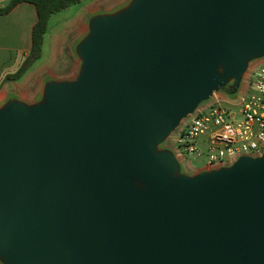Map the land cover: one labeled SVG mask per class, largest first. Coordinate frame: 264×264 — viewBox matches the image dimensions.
Wrapping results in <instances>:
<instances>
[{
  "label": "water",
  "instance_id": "obj_1",
  "mask_svg": "<svg viewBox=\"0 0 264 264\" xmlns=\"http://www.w3.org/2000/svg\"><path fill=\"white\" fill-rule=\"evenodd\" d=\"M74 43L0 101V263L264 264V151L188 173L166 144L264 58V0H125Z\"/></svg>",
  "mask_w": 264,
  "mask_h": 264
},
{
  "label": "built area",
  "instance_id": "obj_2",
  "mask_svg": "<svg viewBox=\"0 0 264 264\" xmlns=\"http://www.w3.org/2000/svg\"><path fill=\"white\" fill-rule=\"evenodd\" d=\"M168 147L181 163L204 155L201 168L230 164L239 156L264 151V58L252 61L234 98L215 95L184 118L169 136Z\"/></svg>",
  "mask_w": 264,
  "mask_h": 264
},
{
  "label": "rangeland",
  "instance_id": "obj_3",
  "mask_svg": "<svg viewBox=\"0 0 264 264\" xmlns=\"http://www.w3.org/2000/svg\"><path fill=\"white\" fill-rule=\"evenodd\" d=\"M3 1L5 4L8 0ZM124 1L82 0L52 13L48 18L47 30L43 37L40 57L33 65V77L45 76L47 78L53 76L52 72L54 74L66 73L67 76L74 73L78 65V59L74 51V41L83 32L90 13L98 10L112 9ZM170 142L171 140H167L166 144L168 145ZM203 147L204 145H199V150L204 155L199 157L190 155L188 157L190 162L182 163V167L186 172L192 173L203 166L206 160V149Z\"/></svg>",
  "mask_w": 264,
  "mask_h": 264
},
{
  "label": "crops",
  "instance_id": "obj_4",
  "mask_svg": "<svg viewBox=\"0 0 264 264\" xmlns=\"http://www.w3.org/2000/svg\"><path fill=\"white\" fill-rule=\"evenodd\" d=\"M3 4L4 1L0 0V6ZM36 19L35 6L26 1L19 2L8 12L0 14V101L9 95L31 99L38 93L41 82L45 79V76L33 77L35 62L19 79H5L7 75L17 71L28 55ZM52 73L56 77L67 76L66 73Z\"/></svg>",
  "mask_w": 264,
  "mask_h": 264
},
{
  "label": "trees",
  "instance_id": "obj_5",
  "mask_svg": "<svg viewBox=\"0 0 264 264\" xmlns=\"http://www.w3.org/2000/svg\"><path fill=\"white\" fill-rule=\"evenodd\" d=\"M22 1L30 2L36 8L37 19L32 28V45L20 67L14 73L7 75L5 77L6 80H17L22 77L40 57L42 41L47 30V22L50 15L82 0H8L4 5L0 6V14L8 12L17 3Z\"/></svg>",
  "mask_w": 264,
  "mask_h": 264
},
{
  "label": "flooded vegetation",
  "instance_id": "obj_6",
  "mask_svg": "<svg viewBox=\"0 0 264 264\" xmlns=\"http://www.w3.org/2000/svg\"><path fill=\"white\" fill-rule=\"evenodd\" d=\"M230 88H231V86L227 84V85H225V86L222 88V90H224V91H229Z\"/></svg>",
  "mask_w": 264,
  "mask_h": 264
}]
</instances>
